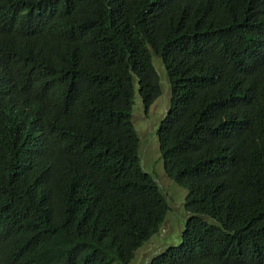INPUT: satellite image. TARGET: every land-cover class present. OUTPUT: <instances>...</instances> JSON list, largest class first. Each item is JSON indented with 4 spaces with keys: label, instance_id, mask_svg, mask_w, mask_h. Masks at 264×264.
<instances>
[{
    "label": "trees",
    "instance_id": "1",
    "mask_svg": "<svg viewBox=\"0 0 264 264\" xmlns=\"http://www.w3.org/2000/svg\"><path fill=\"white\" fill-rule=\"evenodd\" d=\"M154 56L188 218L147 264H264V0H0V264H131L161 231Z\"/></svg>",
    "mask_w": 264,
    "mask_h": 264
},
{
    "label": "rangeland",
    "instance_id": "2",
    "mask_svg": "<svg viewBox=\"0 0 264 264\" xmlns=\"http://www.w3.org/2000/svg\"><path fill=\"white\" fill-rule=\"evenodd\" d=\"M153 61L163 92L148 113L140 105L138 108L137 105L134 111V121L141 140L140 151L143 167L158 181L168 200L169 211L161 231L136 252L131 264H147L148 260L167 247L180 245L188 218L185 210L187 191L167 177L158 145L157 130L167 113L170 93L164 66L156 56L153 57ZM137 110L140 111L135 114Z\"/></svg>",
    "mask_w": 264,
    "mask_h": 264
}]
</instances>
